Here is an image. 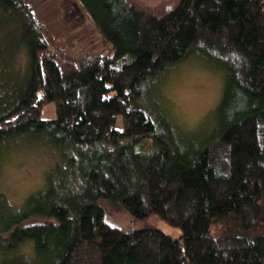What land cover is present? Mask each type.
I'll use <instances>...</instances> for the list:
<instances>
[{
    "label": "trees",
    "instance_id": "obj_1",
    "mask_svg": "<svg viewBox=\"0 0 264 264\" xmlns=\"http://www.w3.org/2000/svg\"><path fill=\"white\" fill-rule=\"evenodd\" d=\"M73 9L102 52L75 55L27 0H0V166L31 148L51 162L21 205L0 190V264H264V0ZM191 58L223 78L214 128L198 140L154 103L160 80ZM106 206L180 235L123 231Z\"/></svg>",
    "mask_w": 264,
    "mask_h": 264
},
{
    "label": "rangeland",
    "instance_id": "obj_2",
    "mask_svg": "<svg viewBox=\"0 0 264 264\" xmlns=\"http://www.w3.org/2000/svg\"><path fill=\"white\" fill-rule=\"evenodd\" d=\"M139 1L151 5L161 0ZM27 3L47 29L66 42L75 55L103 51L102 39L90 20L79 10L73 9V0H27ZM24 60L22 54L15 59L12 69L8 71L10 75L17 69L19 71V65H24ZM7 74L2 78V84ZM160 81L156 90L159 95L154 99L158 103H154L163 109L177 130L188 133L187 136L196 140L202 139L216 123L215 108L223 94L222 72L197 58H191L178 64ZM54 111V104H49L42 116L52 117ZM6 158L0 166V190L13 204L21 205L29 195L43 187L44 175L51 162L47 154L38 148L17 150ZM105 208L107 224L123 231L158 229L174 237L180 235L179 231L156 215L136 220L122 208Z\"/></svg>",
    "mask_w": 264,
    "mask_h": 264
}]
</instances>
